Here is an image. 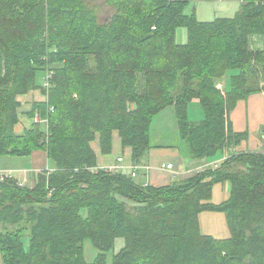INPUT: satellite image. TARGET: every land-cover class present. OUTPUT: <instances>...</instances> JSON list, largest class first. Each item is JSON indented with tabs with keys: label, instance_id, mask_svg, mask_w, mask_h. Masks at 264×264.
Returning <instances> with one entry per match:
<instances>
[{
	"label": "trees",
	"instance_id": "16d2710c",
	"mask_svg": "<svg viewBox=\"0 0 264 264\" xmlns=\"http://www.w3.org/2000/svg\"><path fill=\"white\" fill-rule=\"evenodd\" d=\"M100 1L0 0V159L44 150L55 168L39 173L33 189L0 181L4 264H88L87 239L99 251L93 264H105L118 238L125 246L113 264H264L262 152L234 154L218 169L154 187L125 169H102L92 147L110 154L118 132L132 164L142 166L153 119L172 106L192 159L237 147L247 134L233 130L229 115L264 91V48L252 42H264V0H242L234 18L211 22L185 14L193 0H104L114 9L104 23ZM180 28L188 31L185 45L176 42ZM46 67L47 98L28 115L48 119V131L34 121L16 134L19 97L41 88ZM230 71L237 74L223 90ZM194 99L200 122L189 118ZM224 183L230 197L214 204L213 188ZM206 211L226 214L229 238L202 231ZM24 222L28 243L13 233Z\"/></svg>",
	"mask_w": 264,
	"mask_h": 264
},
{
	"label": "rangeland",
	"instance_id": "374dc122",
	"mask_svg": "<svg viewBox=\"0 0 264 264\" xmlns=\"http://www.w3.org/2000/svg\"><path fill=\"white\" fill-rule=\"evenodd\" d=\"M100 10L98 13V18L100 23L106 22L114 13V9L109 5L104 3V0H101ZM242 5V0H193L185 9L186 15L195 14L197 19L200 22H211L218 18H234L237 12L240 10ZM259 39H253V43H257L256 45L264 48V42L258 41ZM176 42L179 45H185L188 42V31L186 28H180L176 32ZM53 67L57 68V65H53ZM50 71L48 68H44L42 71L38 72V83L41 86L40 89H35L31 91L29 95L19 97V100L22 103L21 112V121L15 127L16 134H22L27 132V129L31 128V125L34 121H38L41 128L45 131H48V119L42 120L38 114L33 117V120L29 118L28 112L34 108V105L37 102H41L44 98H47V91L50 89V83L47 81V78L50 76ZM237 74V71H230L226 77L220 81L222 84V88L224 90V86L227 82L230 81L232 75ZM48 82V83H47ZM49 85V86H48ZM46 93L43 94L42 90ZM174 108H169L165 112H161L157 116L154 117L153 122L151 124L150 135H151V147L158 149H180L183 154L188 153V148L186 143L182 140L179 130L174 123V121L170 118V111ZM194 108H190V119L192 121H199L200 115L203 118V110H199L198 113ZM200 109V108H198ZM202 109V108H201ZM54 107L50 106L48 108V112H53ZM176 117V116H174ZM175 119V118H174ZM170 120L173 121V125H171ZM252 135H255V132H252ZM161 137V138H158ZM94 149V141L92 144ZM35 153H42L48 157V154L44 150L35 151L30 156L35 155ZM220 155L218 152L216 155L209 157L208 160H214ZM28 156V157H30ZM49 159V158H48ZM189 159L186 158L187 164H189ZM30 159L24 157H11V156H3L0 159V172H11L14 179L18 181V185L22 188L33 189L36 183L32 186V182H23L21 181V177L25 178L24 174H29L32 171L23 170L29 164ZM215 164V163H213ZM55 168H53L54 170ZM186 163H183L182 166L177 170L178 176L176 178L180 180L186 173ZM20 170V171H19ZM52 170V171H53ZM49 171V170H43ZM51 171V172H52ZM33 173L38 175L39 173ZM27 176H30L27 175ZM173 176H175L173 174ZM12 177V178H13ZM174 179V178H173ZM36 180V176H35ZM21 181V182H20ZM228 185V184H227ZM230 187V185H229ZM225 200L224 197V187L222 184H216L213 188L212 199L211 201L214 204L221 203ZM129 207H135L136 204L130 201H127ZM200 223L202 231L205 234H209L217 239H226L230 236V230L227 222V216L223 212H210L206 211L200 215ZM27 227L26 222L20 224L18 227H13V233H20L23 236V240L28 243L30 240V234L28 229H24ZM24 229V230H23ZM125 246V240L123 238H118L115 241L113 249L108 253L105 264H113V256L117 254L123 247ZM84 248V259L88 264H93L99 254L98 249L94 246L91 240L87 239L83 243ZM0 264H4V258L2 253H0Z\"/></svg>",
	"mask_w": 264,
	"mask_h": 264
},
{
	"label": "crops",
	"instance_id": "0c3cea01",
	"mask_svg": "<svg viewBox=\"0 0 264 264\" xmlns=\"http://www.w3.org/2000/svg\"><path fill=\"white\" fill-rule=\"evenodd\" d=\"M222 84H220L221 87ZM193 106L194 108H196L195 110L198 113L200 112L199 110H202L199 101L197 99H194L189 106V118L190 108H192ZM169 108L174 107L172 106ZM169 108L165 109L163 112H165ZM174 116H176L175 108L174 111L173 109H171L170 118L174 121L178 128L177 119ZM201 117L202 116L200 115L199 121H192L191 119L190 120L192 122H200L204 119V114L203 118ZM229 118L232 123L233 130L236 133L247 134V138L243 140L237 147L230 150L219 151L220 155L218 154V156L214 158V160L210 161L208 160V158L206 160L200 161L194 160L190 157L188 151V153L183 154L182 150L177 148L158 149L151 147L148 153V157L145 159V163L140 166L141 168L139 169L138 174L135 177L136 181L140 184H147L154 187L167 186L180 182L183 179H186L197 172L218 169L222 165V163L231 155L253 152L263 153L264 91L257 94H253L244 101H240L236 108L230 113ZM172 120H170L171 125H173ZM253 131L255 132V135H252ZM113 137V149L110 154H103L100 147L98 146V143H94V150L97 154L98 166L101 168L110 167L111 165L115 164L118 157H123L126 165V169L124 171L130 174L132 171L131 167L134 166L132 164V148L124 147L122 145L118 132H115ZM24 158L30 159V162L23 170L32 172L29 173L30 176H27L29 174H24L26 177H21L20 180L22 181L24 179L23 182H32V186L30 187H33V185L36 183L35 176H37L36 174L38 172H41L43 170L52 171L54 168L53 163L48 159L46 155L42 153H35V155L33 156ZM186 158L189 159V164H187ZM183 163H186L185 170H187V173L180 180L176 178L178 174L173 176L168 171L158 169L161 165L173 164L174 170L177 172V170H179ZM243 168L244 167L239 164H233L231 166L232 170H238ZM222 185L224 187V201H226L230 197L231 187H229V183H224Z\"/></svg>",
	"mask_w": 264,
	"mask_h": 264
},
{
	"label": "built area",
	"instance_id": "2783aa9c",
	"mask_svg": "<svg viewBox=\"0 0 264 264\" xmlns=\"http://www.w3.org/2000/svg\"><path fill=\"white\" fill-rule=\"evenodd\" d=\"M49 74H50V76L47 78V81L50 83L52 75H51V73H49ZM263 154H264V141H263ZM102 169H105V170H108V171H111V172L123 171L124 169H126L125 160H124L123 157H118L114 165H111L110 167H104ZM131 169H132V171H131L132 177L135 178L137 176V174H138V171H139L140 167L132 166ZM158 169L163 170V171H168L172 175L173 174L174 175L177 174V172L174 170L173 164L161 165ZM12 177L13 176H12L11 172H0V181H4L5 179L12 178ZM13 178H15V177H13Z\"/></svg>",
	"mask_w": 264,
	"mask_h": 264
}]
</instances>
